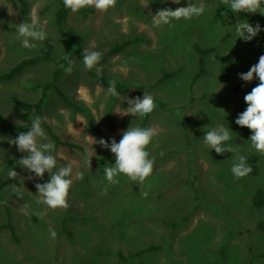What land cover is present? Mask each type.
<instances>
[{"label": "rangeland", "instance_id": "rangeland-1", "mask_svg": "<svg viewBox=\"0 0 264 264\" xmlns=\"http://www.w3.org/2000/svg\"><path fill=\"white\" fill-rule=\"evenodd\" d=\"M25 1L26 15L17 0H0V74L32 56L47 55L52 60L27 67L10 81L0 80V114L10 123L20 122V110L11 97L35 102L41 92L32 87L51 82L57 62L76 48L74 42L61 39L57 33L54 0ZM189 2L199 4L200 0H180L179 4L173 0H117L116 6L106 12L86 7L92 10L87 18L72 11L67 14L64 25L83 37L82 53L91 48L103 55L115 44L139 41L92 70L84 67L83 60L74 58L72 72H61L59 90L86 113L64 104L56 91L48 92L43 121L61 142L83 149L80 152L55 146L57 167L68 164L73 168L67 210L36 203L40 197L35 185L45 183V175L43 179L36 177L18 163L8 167L7 159L20 155L17 146L9 143L17 134L0 136V179L9 178V170L16 168L19 181L0 191V211L4 204H11L23 232L17 246L10 249L3 232L0 263L264 264V231L256 227L264 222V205L261 209L251 205L253 194L264 192V155L251 148V130L235 123L238 114L247 108L245 95L224 96L226 88L239 85L242 92L249 93L259 83L256 77L245 82L238 74L249 71L264 55V26L245 42L236 34L235 24L248 21L253 26L261 25L264 2L257 13H245L241 18V13H234L223 0H204L207 8L201 16L153 26L151 18L158 10H174ZM34 9L48 38L38 42L36 49H27L17 39L16 25L30 21ZM196 46L214 50L204 57L206 73L193 82L198 71ZM164 73L172 75L158 83ZM113 78L135 91L132 95L119 92L122 96L143 98L144 93L151 94L156 100L155 110L144 117L117 113L110 118H102L103 114L98 117L100 100L108 101L106 107L113 105L115 112H123L128 106L126 100L105 93ZM158 101L164 106H159ZM88 115L94 119L96 131L91 129ZM36 116V112L31 113L25 132ZM217 124L232 131L229 144L239 147L243 155L256 157L257 176L234 179L233 154H217L203 142L205 131ZM41 126L47 136V141L41 142L54 144L43 122ZM130 126L159 129L146 149L150 157H155L153 172L143 184L123 174L118 184H108L101 179L104 173L100 161L111 157L106 161L111 166L115 156L103 147L102 158L98 153L100 145L93 144L91 137L105 139L104 129L119 132L120 140ZM61 156L67 159L61 160ZM77 172H83L82 180L75 178ZM192 177L196 189L192 188ZM105 187L107 194L101 195ZM144 191L148 192L147 198L142 196ZM63 220L71 238L63 232ZM52 229L58 234L55 240L50 237ZM149 246L157 249L129 257ZM118 253L128 259L119 260Z\"/></svg>", "mask_w": 264, "mask_h": 264}, {"label": "clouds", "instance_id": "clouds-1", "mask_svg": "<svg viewBox=\"0 0 264 264\" xmlns=\"http://www.w3.org/2000/svg\"><path fill=\"white\" fill-rule=\"evenodd\" d=\"M179 4L180 0H173ZM224 4L234 13H257L261 8L264 0H223ZM117 0H63L65 8L70 9L73 13L79 12L86 7H94L96 10L106 12L108 9L116 6ZM207 5L204 0H200L199 4L189 2L188 6L172 8H163L158 10L152 16V23L155 27L161 25H169L174 20H190L193 17H199L205 13ZM12 13V10L10 11ZM261 31L260 25L257 23L253 26L248 21L238 22L235 24V32L239 38L245 42L251 41ZM17 39L21 41V46L27 49H36L38 42H44L48 38L45 25L40 23L35 9L31 13V20L24 21L16 25ZM102 53L91 48H85L83 51V64L87 70H92L100 61ZM216 59V57H213ZM73 62L69 61L68 66L64 67L66 73L72 72ZM100 71L99 68L96 69ZM239 78L245 82H251L254 77L258 78L259 83L244 96L247 104L246 110L238 114L235 123L241 127H247L251 130V148L255 149L261 155H264V55L259 57L258 63L251 66L246 73L238 74ZM107 88L108 93L116 97L120 101H127V107L123 112H115L121 116L132 115L134 117H144L151 114L155 108V98L151 94L144 93L143 98H128L122 96L116 89L113 81ZM41 117L36 116L32 120L30 130L20 132L15 139H10L9 143L17 146L18 151L26 153L18 160V165L26 169L29 173H34L36 177L43 179L45 173L49 174L46 183H37L35 187L38 190L39 199L36 203H43L51 209H67L68 196L70 188L73 184L71 165L57 167V155L55 145L47 141V136L42 128ZM159 134L156 127H140L130 126L123 131L122 138L117 142L114 138L109 144L108 141L101 138L99 140L91 137L93 144H99L106 149H110L115 156V163L111 166L103 167L104 179L108 184L115 185L119 183L118 177L123 174L132 181L143 184L144 181L152 174L155 164V157H150L147 147L153 138ZM232 138V131L223 124H217L211 130H206L203 142L214 149L217 154L223 155L226 152L233 154V164L231 173L234 179L239 180L248 176L252 172L251 166L247 163V156L241 154L239 147H234L228 142ZM92 144V145H93ZM163 155V153H161ZM61 156V160H66ZM91 159V157H90ZM86 160V163L90 162ZM17 171L10 169L9 177H16ZM31 178V176L29 177ZM75 178L82 180L83 172H77ZM107 194L105 187L101 191V195ZM142 196L147 198L148 192H142ZM57 232L50 230V237L55 240Z\"/></svg>", "mask_w": 264, "mask_h": 264}, {"label": "trees", "instance_id": "trees-1", "mask_svg": "<svg viewBox=\"0 0 264 264\" xmlns=\"http://www.w3.org/2000/svg\"><path fill=\"white\" fill-rule=\"evenodd\" d=\"M17 2L21 7L22 13L24 15H26L28 13V4L26 3V1L25 0H17ZM53 3L56 6L53 21H54V24L56 26V30H57L59 37L61 39H68V40L74 42L76 45V48L73 51L67 53L62 59H60L57 62L58 67L52 74V81L51 82L43 84V85L38 84V85H35L32 87L33 90L39 89L41 92L39 98L35 102L28 103V102L21 101L17 97H11L12 103L15 106H17V108L20 110V114H19L20 115V122L19 123H10L0 114V136L6 135V134L11 133V132H15L18 136V134L20 132H25V128L30 125L31 113L36 112L41 117L43 125L47 128V130L49 132V136L52 139V141L54 142V145L55 146L64 145L65 143L61 142L58 136L51 133L49 127L43 121V116H42L43 106H44V103L48 97V92L51 90L56 91V93L60 97L61 101L63 103H65L66 105H68L69 107H72L73 109L78 110V111H84L81 107L77 106L72 101H70L69 98L64 93H62L57 86V81L59 79L60 73L62 72V70H64V67L68 66L69 61L73 62L74 58H79V59L83 60V53H82V46H81L82 41H83V37L81 35H78L75 31L65 27L64 23L66 21L67 14L71 10L65 8V6L63 4V0H54ZM91 11H92L91 9L84 8V9H81L79 12H76V13L83 18H87L88 15H90L92 13ZM245 13L246 12L241 13V18L245 17ZM263 26H264V18H263L262 24L260 25L261 30L263 29ZM138 41L139 40H127V41H124L122 43L115 44L112 48L108 49L102 55L99 62L102 63V62L108 60L110 57H112L116 53L120 52L125 47H127L130 44H133L135 42H138ZM195 49L198 52L199 57H198V71L193 77V80H192L193 82H195L196 79L198 77H200L202 74L206 73V70L204 68V57L208 52H211L214 50V48H209L207 51H204V50L200 49L198 46H196ZM50 60H52V58L47 56V55H36V56H32L29 58L22 59L21 61L17 62L14 66L9 68L6 72L0 74V80L10 81L13 78H15L18 74L22 73L27 67L36 65V64L41 63V62L50 61ZM62 65L64 67H61ZM171 75H172L171 73H168V74L164 73L162 75V77L160 78V80L158 81V83L165 80L166 78L170 77ZM113 81L115 82V86H116V89L118 92H120L122 94H135V91L130 89L128 87V85L122 84V83L116 81L114 78L110 79L111 83ZM242 94L246 95L247 93L242 92L240 89V86H234L233 88H226L224 96L242 95ZM158 105L161 107L164 106V104L162 102H159V101H158ZM90 123L93 124L91 119H90ZM93 130H95V128H93ZM65 145L70 146L72 148H77L78 150L82 151V149L75 144L66 143ZM24 155H26V153L20 152L19 156L12 158V159H9L7 162V166L11 167V166H13V164H17L18 160L21 159ZM246 156H247V163L252 168V172L248 176L249 177H255L259 173V167L256 163V157L252 156V155H246ZM45 179H46V181H48V179H49V177L46 174H45ZM15 182H17V176L14 178L9 177L8 179L2 180L0 182V191L4 187H6L12 183H15ZM191 183H192V188L196 189L195 177H192ZM251 205L255 209H261L264 205V192H262L260 190L256 191L251 198ZM64 210H67V209H64ZM8 216H9V213H8ZM68 218L73 219L74 216L68 215ZM66 223L67 222L63 220V222H62L63 232L66 233L68 238H71L70 231L68 230V228L65 227ZM5 227H7L11 230V234L13 235L14 240L16 241L17 238L15 235L14 228L11 224L10 217H9L8 222L5 224ZM256 227H257V229L264 231V222L257 223ZM1 228H2V226H0V229ZM155 249H157V248L154 246H149V247L145 248L144 250L138 251V252L130 255L129 257L130 258L131 257H139L140 255H142L146 252L147 253L151 252ZM117 257L119 260H122V261H125L128 259L127 257H125L121 253H118ZM261 257L264 258V252L261 254Z\"/></svg>", "mask_w": 264, "mask_h": 264}, {"label": "crops", "instance_id": "crops-1", "mask_svg": "<svg viewBox=\"0 0 264 264\" xmlns=\"http://www.w3.org/2000/svg\"><path fill=\"white\" fill-rule=\"evenodd\" d=\"M63 71V70H62ZM61 74V73H60ZM60 77V76H59ZM59 80V79H58ZM235 86H239V85H235ZM104 92V91H103ZM97 93H99V92H97ZM96 93V95H99V94H97ZM105 93H108V91L106 90V92ZM104 93V94H105ZM245 93V92H244ZM132 95V94H131ZM236 96H240V95H236ZM70 101H72L71 99H69ZM73 102V101H72ZM100 102H101V104L102 105H104L105 103L107 104V102L108 101H104V100H100ZM74 103V102H73ZM65 104V103H64ZM75 104V103H74ZM106 104H105V108H103V106L102 105H99L98 107H97V109H98V111H99V115H98V117L101 115V114H103V117L102 118H104V117H109L110 118V115L112 114V116H114L113 114L115 113V111H114V109H113V105H112V107H111V105H108L107 107H106ZM77 105V104H76ZM78 106V105H77ZM79 107H81V106H79ZM70 108H72V107H70ZM84 111H78V110H75V109H73V110H75V111H78V112H81V113H86V110H85V108H83V107H81ZM103 108V109H102ZM115 109H117V108H115ZM104 110H105V112H104ZM92 112H95V110H93ZM106 113V115H104V113ZM91 115L93 116V114L91 113ZM94 117V116H93ZM88 119H89V123H90V119L92 120V123L93 124H91L90 123V126H91V129L93 130V128H94V119L90 116V115H88ZM108 119V118H107ZM111 126H113L112 124H111ZM102 130V133L105 135L104 136V138H105V140L106 141H108V143L110 144L111 143V140L114 138L117 142H119V140H117L118 139V137H119V135H120V133L119 132H116V133H110L108 130H104V129H101ZM93 131H96V129L95 130H93ZM56 135V134H55ZM57 136V135H56ZM63 143H65L66 144V142H63ZM61 145V146H66V147H70V146H67V145ZM69 144H72V143H69ZM76 145V144H75ZM58 146H60V145H58ZM78 146V145H77ZM78 147H80L81 149H82V147L81 146H78ZM56 148V147H55ZM72 148V147H71ZM73 149H76V150H78L77 148H73ZM80 152H82L83 151V149H82V151L81 150H79ZM98 153H99V155L103 158V156H102V154L103 153H105V150L103 149V147L100 145L99 146V150H98ZM108 153V152H107ZM84 154V153H83ZM17 157V156H16ZM108 157H110V156H108ZM15 158V157H14ZM111 159V157L109 158V159H107V160H110ZM107 160H104L103 159V162H102V159H101V161H100V166H102V167H104L105 165H109V163H107L106 161ZM7 162H8V159H7ZM6 162V163H7ZM18 165V164H17ZM17 167V166H16ZM15 170H16V168H15ZM17 178H18V176H17ZM8 179V178H7ZM101 179L102 180H105L104 179V175H102V177H101ZM2 180H5V179H0V182L2 181ZM45 181V183L47 182L46 181V179L44 180ZM19 181L17 180V182H15V184H17ZM11 185V184H10ZM9 186V185H8ZM8 186H6V187H8ZM8 197L11 199V198H13L12 196H10V195H8ZM8 213H9V216H8ZM9 217H10V221H11V224H12V226H13V228H14V231H15V235H16V238H17V240L15 241L14 240V237H13V235L11 234V230L9 229V228H7V227H5V224L8 222V220H9ZM20 221H19V217H17V215H16V210H15V213L13 212V207H12V205L11 204H9L8 203V205H7V207L5 206V204L3 205V212H1L0 211V226H2V228L0 229V237H1V235H3V232H5L6 234L3 236L7 241H8V243H9V247H8V249H10V248H14V247H16L17 246V244L19 243L18 241L20 240V237H22L23 236V232H21L19 229H20ZM0 264H7V263H4V262H2V263H0ZM11 264V263H10ZM13 264H18V263H13Z\"/></svg>", "mask_w": 264, "mask_h": 264}]
</instances>
